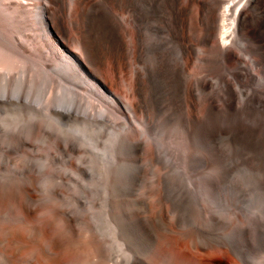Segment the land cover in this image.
I'll return each mask as SVG.
<instances>
[{
	"label": "rangeland",
	"instance_id": "1",
	"mask_svg": "<svg viewBox=\"0 0 264 264\" xmlns=\"http://www.w3.org/2000/svg\"><path fill=\"white\" fill-rule=\"evenodd\" d=\"M123 1L61 0L59 12L70 29H61L60 34L65 45L80 49L83 58L88 56L85 61L92 65L91 70L131 110L133 118L125 107L112 104L89 76L70 65L65 69L54 48L55 36L43 38L40 26L34 23L36 1L0 0V90L3 84L8 91L7 98L0 96V187L13 186L21 196L20 188L27 185L40 203V215L50 218L56 229L65 220L58 206L75 212L80 219L74 223L75 231L83 236L93 229L94 216L110 212L107 201L114 193L126 194L132 185L141 188L146 197L117 210V218L128 232L123 234L126 242L116 251L103 245L106 258L112 256L107 264H139L136 256L146 255V248L165 224L171 229L168 227L167 243L160 247L169 264H219L213 258L223 257L228 264H264V67L252 62L255 74L248 80L236 77L233 66L213 51L209 65L191 63L189 69L197 68L200 77L209 80L206 89L201 88L193 122L191 107L183 104L187 82L175 66L179 45L171 31L173 0H130L141 25L140 58L131 52L126 59L112 62L106 50L134 41ZM192 7L196 10L197 4ZM115 14L127 28L116 21ZM86 37L95 40L88 52L83 47ZM13 86L20 90L18 96H12ZM37 91L38 98H34ZM65 91L72 92L76 106L60 124L54 121L55 102ZM210 99L214 100L212 106ZM138 103L142 107H136ZM87 125L96 130L101 147L121 149L119 156L128 168L117 174L114 183L108 178L111 164L102 163L93 143L83 137ZM136 141L143 143L142 158L156 154L161 160L154 158L147 165L138 160L143 165L138 170L132 146ZM128 206L134 207L129 210ZM145 209L152 217L146 221L138 216ZM17 213V208L11 210L14 217ZM124 213L135 214L134 219L128 220ZM204 238L228 243L232 239L240 254L218 243L202 248L196 240ZM4 247L5 240L0 243V249ZM84 250L80 249L79 264L93 263L92 248ZM84 255L88 261H82ZM148 259L152 264L159 262L158 256Z\"/></svg>",
	"mask_w": 264,
	"mask_h": 264
},
{
	"label": "bare ground",
	"instance_id": "2",
	"mask_svg": "<svg viewBox=\"0 0 264 264\" xmlns=\"http://www.w3.org/2000/svg\"><path fill=\"white\" fill-rule=\"evenodd\" d=\"M34 1L38 3L37 11H36L38 14V18L36 17L37 22L36 20H34L35 22L34 21L33 22L37 23L40 26L38 30H40V33L43 36V38L44 36H46L48 39H50V36H55L57 40V44L54 45V48L57 49L58 53L60 54L61 60L65 64V69H67L68 65H70L73 69H75V71L82 73L86 77L89 76L90 79L93 81L92 83L98 88V90L102 94H104L110 99L112 104L114 103L115 105L125 107V110L130 112V116L133 118L134 115L131 112V110L128 109L124 103L123 104L120 103V100H118L117 97L107 89L103 79L98 77L97 74L91 70L90 66L92 65L89 66V64L85 61L88 58V56L87 58H83L82 54L79 53L80 49L79 51L73 50L70 46L65 45L67 44V42L60 34V30L62 29V31H67L70 28H68V26L64 23L63 15L59 12L58 7L61 0H34ZM98 3L100 2L98 1ZM194 3L197 4L196 10H194V8L192 7ZM123 6L125 9H127L129 14V20L130 23L132 24L131 28H133L134 31V41L133 44L131 45L127 41V43L125 42V45L120 43L118 47L116 46V48H114L112 46L111 48H109V50H106L108 51L109 54L108 58L112 62L126 59L125 57L131 52H134L136 56L140 58L141 25L138 22L139 21L137 16L138 11H136L135 8L136 6L134 7L131 4L130 0L123 1ZM98 9L100 13V7ZM98 9L96 7V10ZM118 16L117 14L114 15L116 21H118V23L124 29L127 28L123 24L125 21L122 22L121 18H119ZM76 24L74 25L76 26ZM171 26H172L171 27L172 37L179 45V51L175 62V66L177 67L178 72L185 77V80L187 82V88H185L186 94L183 100V104L186 107H191L190 110L192 117L191 119L193 122L196 119L195 108L196 106H198L199 103L198 100L201 95V88L203 87L204 89H206L209 80L207 78H201L197 68L194 67L195 70L189 69V65L191 63H194L196 65L202 63L204 66H206L207 64L209 65L213 61V58L210 55V53H212L213 51L216 54H218L217 56H219V58H221V60L224 63L233 66L234 69L233 72L236 75V77L240 79H248V80L249 77L252 78L254 77L255 74V68L254 66L253 67L251 66L252 62L257 66L264 67V65L262 64V59L264 54V0H173L171 6ZM77 27L80 26L77 25ZM111 28L112 27H110L109 29ZM114 31L115 30H113V33ZM115 33L112 35H115ZM83 37H85V35ZM95 38L99 39V37H95ZM92 40L93 42L92 41L90 42L87 38L85 44H83V47L86 52H88L89 49L91 50V43H93V45L95 46L94 44L95 40L94 39ZM100 45L101 44H98V47ZM235 45H237L238 47L237 50L234 48ZM98 47H96V49ZM202 47L205 49H203ZM102 63L103 62L99 64ZM1 85L3 88L0 90V96L2 98H7L8 97L7 86L4 87L3 84ZM14 88L16 87L13 86L12 91L14 90ZM19 91L20 90L16 88L12 92V96L14 97L18 96ZM35 96L36 97L34 98H38V91L35 94ZM208 104L209 106H212L214 104V100L210 99L208 101ZM14 105H11L12 109L16 114H20L21 110L15 109ZM17 105L16 107H18ZM55 106L57 109V117L54 116L56 117V120L54 121L59 122L61 124L62 119L65 118L67 114H69L71 110L76 106L75 98L72 95V92L65 91L64 95L56 99ZM136 107H142V104L138 103ZM85 130L87 131L83 132V137L91 141V143H93V145L95 146L94 147L95 154L102 161V163L111 164V170L109 172L108 178L110 179L112 177L111 178L112 182L113 180L116 181L118 177L117 174L121 171L126 172L128 168L127 164L124 165L125 164L124 161H122V158L119 156V151L121 153V149L119 148L118 150V147L116 146L101 147L95 134L97 133L96 130H90L88 128V125ZM63 136L65 138L66 135L63 134ZM145 142H149V141H145ZM151 143L152 146H155V142L152 141ZM132 146L134 150L133 157L136 162L138 170L143 168V165L140 164L139 161L147 165L148 163L152 164L154 158H159V156L156 154H152V155L150 154L148 156L149 158L146 159L142 158V154H140V151L143 148V143L141 141L133 142ZM31 182L30 185H33L34 183L31 184ZM12 187L13 186H5V185L0 187V218L1 220H3V223L0 225V243L5 240V247L3 249H0V264H79L78 262L80 260L79 257L82 254V252H80V249L81 251H85L84 249H86V247H89V249L92 248V250L94 251L93 259H92V262L94 264H107L109 263L108 261H112L111 260L112 256L106 258L105 254L103 253L104 248L102 250L103 245L108 249L114 248L115 250V248L119 247L118 245L126 242L125 238L123 237V234L124 233L127 234L128 232L124 229V225L120 223V221L123 222L122 219L118 220L117 218L118 208L121 205L126 206L128 205V203H132V202L137 203V200L138 198H140V196L145 195L144 197H146L147 194V193L143 194V190L140 191L141 188L139 189L138 187H134L133 185L126 194L114 193L111 199L107 201V203L110 204L109 206H111L110 212L107 211L106 214L102 215L101 217L94 216L93 229L86 230L87 233L86 235L83 236L82 234L77 233L75 231L76 228L74 227L75 226L74 223L80 222L79 221L80 219H78L77 216H74L75 212L74 214H72L67 208H64L63 206L62 207L58 206L63 213L62 215L65 214L66 217L64 216L65 218V220H63L64 222L61 220L63 224L60 225L61 223L60 222L59 223L60 227L56 229L50 218L46 219L44 218V216L42 217V215H40L42 214L39 213L38 211L40 208V203L39 201L36 200L34 195L30 193L29 190L30 188L27 185H22V187L20 188L21 190L19 189L21 191V196L19 194L17 195L16 194L17 192L15 193L16 190L14 191ZM15 203L16 206L14 207L17 208L18 213L14 217L13 215H11V210L16 209L13 207ZM153 204L156 203L153 202ZM168 205H166V208ZM138 206L136 207L139 208L140 206L139 207ZM154 206L155 205H153L152 207L154 208ZM130 207L133 208L134 206H130ZM130 207L129 210H132L130 209ZM178 207H180V204ZM150 209L152 210V208ZM160 209L162 210V207ZM161 210L159 212H161ZM161 215L163 216V214ZM125 216L129 220V217L131 218L132 216H135V214L134 215L131 214V216L129 215L127 216L126 214ZM138 216L143 220L147 219L148 217H151L150 214L146 212V209L143 210V213H140ZM9 217H11L12 219L8 220ZM161 221H163V219ZM134 222L136 223V221ZM168 227L167 224L162 226L159 236L155 238L153 241H151V243L149 244V249L146 248L145 256L144 255L136 256L137 263L152 264L151 259H148V257L158 256L159 262L157 264H169L168 258L165 255H163V251H162L163 248L160 247V244L167 243V237H168L167 232L169 229ZM140 229L143 230L142 227ZM146 230L148 229L146 228ZM181 230L183 231V229ZM185 232L183 231V233ZM179 234L181 233L179 232ZM186 234H188L189 236V233ZM191 236L194 237V235ZM233 238L234 237H232V239ZM126 239L129 240L128 238ZM232 239L229 240L231 241L230 243L224 242L222 240H205V238L202 240L197 239L196 242L202 248L215 246L216 243H218L219 246L220 244L227 245L234 253L239 255L240 249L235 244L236 241L232 242ZM192 241H194L193 238ZM158 246L161 249L159 252L157 249ZM211 249L213 250V248ZM124 251L127 256L131 254L129 249H125ZM82 257H84L82 261L86 259L85 255ZM130 259L128 258L129 261ZM213 260L218 261L219 264H228L224 257L218 259L213 258ZM89 262H85V263H89Z\"/></svg>",
	"mask_w": 264,
	"mask_h": 264
}]
</instances>
